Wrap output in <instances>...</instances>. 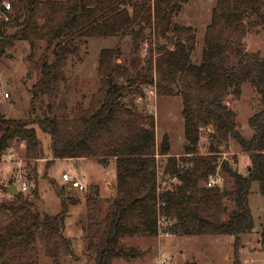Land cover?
<instances>
[{
  "label": "trees",
  "instance_id": "16d2710c",
  "mask_svg": "<svg viewBox=\"0 0 264 264\" xmlns=\"http://www.w3.org/2000/svg\"><path fill=\"white\" fill-rule=\"evenodd\" d=\"M3 1L0 57L16 41H28L32 48L33 41L42 39L46 48L39 58V78L30 88L28 118L0 113V159L19 143L28 161L42 160L37 126L50 137L48 163L69 158L115 162L114 195L93 234L87 232L85 264L132 258L134 248L123 240L156 236L162 218L169 222L164 233L229 234L238 248L240 236L254 227L249 208L254 181L264 196V54L244 46L250 29L264 25V0H216L198 63L192 61L196 27L174 21L189 0H12L13 16ZM7 27L16 31L7 34ZM116 35L133 37L134 63L127 66L118 61L119 47L101 49L97 66L101 86L89 106L77 103L70 111L62 109L65 103L58 99L67 80L65 68L79 53L77 41ZM148 40L142 60L140 46ZM246 82L254 87L260 103L248 120L253 131L250 138L237 131L236 113L226 102L229 95L239 98ZM152 86L157 95L182 100L184 152L179 157L170 155L167 136L157 146L155 117L145 104L135 102L143 100ZM205 129L208 144L200 153ZM230 139L250 159L244 174L220 155L219 145ZM156 155L165 159L159 163ZM217 172L222 182L225 176L232 180L228 196L234 209L228 219L223 216L222 182L207 186ZM170 181L169 187L159 190ZM65 187H54L62 205L56 214H41L20 191L13 195L18 201L6 206L10 215L0 223V264H38L39 236L52 264H61V255L75 254L63 229L69 207L82 196L66 193ZM97 195V187L84 195L90 221ZM260 236L264 244V227Z\"/></svg>",
  "mask_w": 264,
  "mask_h": 264
},
{
  "label": "rangeland",
  "instance_id": "374dc122",
  "mask_svg": "<svg viewBox=\"0 0 264 264\" xmlns=\"http://www.w3.org/2000/svg\"><path fill=\"white\" fill-rule=\"evenodd\" d=\"M12 0H4L3 4H10L9 13L13 16ZM65 1V0H59ZM216 0H189L183 4L180 13L174 21L190 24L197 29V43L192 51V61L198 63L201 58L203 35L206 26L211 20V11ZM2 17V11H0ZM1 21V20H0ZM16 29H6L7 34L14 33ZM154 41V38H153ZM150 41L141 44L139 55L141 59L147 53ZM79 53L71 57L66 68V83L62 87L61 98L65 105L61 108L71 110L77 103L87 108L93 94L101 86L100 76L97 72L98 58L101 49L119 47L121 57L119 62L125 65L134 63L133 37L130 36H91L78 40ZM245 49L249 52L259 51L264 54V25L256 26L244 38ZM46 43L42 39L33 41L31 48L28 41H16L0 57V88L9 93L7 99H0V113L7 118H28L31 104L30 88L39 78V58L44 54ZM30 71V72H29ZM29 73V75H28ZM139 105L145 104L148 111L155 117V132L158 134V145L164 136L170 144V155L182 154L184 145L180 143L183 133L184 121L182 116V100L179 96H151L149 88L143 100L135 101ZM227 104L236 113L237 131L244 137L250 138L253 134L249 126V118L260 109L259 95L254 87L246 82L242 87L241 96L235 98L229 95ZM37 139L40 143V156L42 160L28 161L25 157L23 144L15 143L6 150L0 159V223L10 212L6 206L16 203L13 198L15 193L9 192V187L14 185L15 177L20 167L25 168L24 178L27 189L21 192L33 202L34 207L41 213L56 214L61 210V201L55 193L54 187H65L66 183L62 174L67 172L80 179L86 186L85 190L71 188L66 193H78L81 201L68 209L65 219L63 235L71 238L74 255L60 256L61 264H85L83 253L88 243L87 232L93 234L95 223L102 220L109 208L114 195L115 176L111 168L115 167L112 158L105 162H98L89 158L88 161H71L55 159L48 163L50 158V137L36 126ZM209 130L201 131L198 151L204 153L208 144ZM171 141V142H170ZM223 158L234 162V168L240 173H245L250 165L248 155L240 151L233 139L219 145ZM13 153V160L8 161L5 153ZM23 159V161H19ZM165 159V157L159 158ZM162 166V164H161ZM160 166V167H161ZM162 170V168H161ZM114 177V178H113ZM173 183H164L160 186L169 187ZM226 189L224 195V219H228L234 205L228 191L232 190V180L225 176L220 185ZM98 188L96 204L91 212V221L87 218L88 205L85 204L87 192H94ZM249 208L253 217L254 227L252 232L240 236L238 248L235 246V237L229 234L221 235H183L180 233H164V226L160 224L159 233L154 237L131 236L123 240L127 246L134 248V256L130 259L115 258L112 264H157L159 258L167 260V264H264V244L261 243V232L264 227V196L259 192L258 183L253 182L249 194ZM1 226V225H0ZM38 264H52V258L47 255L45 242L37 238Z\"/></svg>",
  "mask_w": 264,
  "mask_h": 264
},
{
  "label": "built area",
  "instance_id": "2783aa9c",
  "mask_svg": "<svg viewBox=\"0 0 264 264\" xmlns=\"http://www.w3.org/2000/svg\"><path fill=\"white\" fill-rule=\"evenodd\" d=\"M6 8H10V4L6 5ZM149 94L151 96H156V89L154 86L149 88ZM9 97V93L6 90H2L0 88V99H7ZM5 158L8 161L13 160V153L11 152H6L5 153ZM19 161H23V159H20ZM24 173H25V168L20 167L18 169L17 175L15 177L14 185H16L18 191H25L27 189L26 181L24 178ZM62 178L65 181V183L70 187L74 189H79V190H85L86 186L84 183L78 179L75 176H72L71 174L64 172L62 174ZM222 182V177L221 175L217 172L214 176H211L208 181H207V186H214L216 184H219ZM160 224H162L164 227L169 225V222L166 221L164 218L160 220ZM157 264H167V260L163 258H159L157 260Z\"/></svg>",
  "mask_w": 264,
  "mask_h": 264
},
{
  "label": "crops",
  "instance_id": "0c3cea01",
  "mask_svg": "<svg viewBox=\"0 0 264 264\" xmlns=\"http://www.w3.org/2000/svg\"><path fill=\"white\" fill-rule=\"evenodd\" d=\"M185 25H190V24H185ZM156 143H158V134L157 133H156ZM180 143H183V145H184V129H183V133H181V135H180ZM173 155H175L176 157H179L181 154H173ZM156 157H157V161L159 162L161 160L159 158H162L163 156L156 155ZM67 160H71V161H88V160H91V159H89V158H77V159L69 158ZM111 172H113V174L115 176V167L114 166H113V168H111Z\"/></svg>",
  "mask_w": 264,
  "mask_h": 264
},
{
  "label": "water",
  "instance_id": "95a60500",
  "mask_svg": "<svg viewBox=\"0 0 264 264\" xmlns=\"http://www.w3.org/2000/svg\"><path fill=\"white\" fill-rule=\"evenodd\" d=\"M17 191V187L16 185H12L11 187H9V192L12 194V193H15ZM226 194V189L223 190V195Z\"/></svg>",
  "mask_w": 264,
  "mask_h": 264
}]
</instances>
